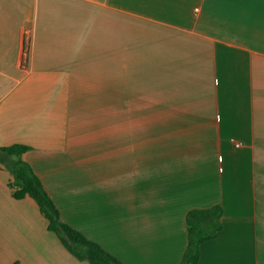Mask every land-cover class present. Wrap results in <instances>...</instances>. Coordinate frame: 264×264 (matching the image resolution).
I'll list each match as a JSON object with an SVG mask.
<instances>
[{
  "label": "crops",
  "instance_id": "obj_1",
  "mask_svg": "<svg viewBox=\"0 0 264 264\" xmlns=\"http://www.w3.org/2000/svg\"><path fill=\"white\" fill-rule=\"evenodd\" d=\"M17 144L124 264H180L189 212L217 205L198 264H264V0H0V147ZM11 181L0 164V264H90Z\"/></svg>",
  "mask_w": 264,
  "mask_h": 264
},
{
  "label": "trees",
  "instance_id": "obj_2",
  "mask_svg": "<svg viewBox=\"0 0 264 264\" xmlns=\"http://www.w3.org/2000/svg\"><path fill=\"white\" fill-rule=\"evenodd\" d=\"M31 148L26 145L0 147V164L12 175L10 187L17 200L33 198L42 214L49 221L48 229L55 233L67 250L76 258L90 264H124L99 244L88 240L80 231L68 225L44 188L30 164L22 156ZM224 208L221 205L210 209H196L189 212L188 247L180 264H198L201 245L217 238L223 228Z\"/></svg>",
  "mask_w": 264,
  "mask_h": 264
},
{
  "label": "built area",
  "instance_id": "obj_3",
  "mask_svg": "<svg viewBox=\"0 0 264 264\" xmlns=\"http://www.w3.org/2000/svg\"><path fill=\"white\" fill-rule=\"evenodd\" d=\"M236 145H237L238 147L240 146V144H238V143H237Z\"/></svg>",
  "mask_w": 264,
  "mask_h": 264
}]
</instances>
